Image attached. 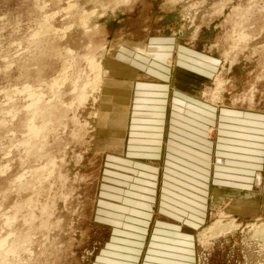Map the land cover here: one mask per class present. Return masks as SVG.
Segmentation results:
<instances>
[{
  "label": "rangeland",
  "instance_id": "obj_1",
  "mask_svg": "<svg viewBox=\"0 0 264 264\" xmlns=\"http://www.w3.org/2000/svg\"><path fill=\"white\" fill-rule=\"evenodd\" d=\"M260 225L264 0H0V264H264Z\"/></svg>",
  "mask_w": 264,
  "mask_h": 264
},
{
  "label": "crops",
  "instance_id": "obj_2",
  "mask_svg": "<svg viewBox=\"0 0 264 264\" xmlns=\"http://www.w3.org/2000/svg\"><path fill=\"white\" fill-rule=\"evenodd\" d=\"M138 52H140L141 53V51H138ZM149 53V51L147 50V46H146V49L145 50H143V53ZM158 51L157 50H154V51H152L151 50V53H149V56H155V55H158L159 53H157ZM146 53V54H147ZM148 55V54H147ZM148 59H150L149 57H148ZM152 59V58H151ZM170 74H172V63L171 62H169L168 64H167V70H166V75H167V78H168V76L170 75ZM217 140L219 141V138H217ZM217 157H219V151L217 152ZM218 159V158H217ZM220 159V161L218 162V161H215L214 162V164H215V166L216 167H218L219 166V164H221L222 163V159L221 158H219Z\"/></svg>",
  "mask_w": 264,
  "mask_h": 264
},
{
  "label": "bare ground",
  "instance_id": "obj_3",
  "mask_svg": "<svg viewBox=\"0 0 264 264\" xmlns=\"http://www.w3.org/2000/svg\"><path fill=\"white\" fill-rule=\"evenodd\" d=\"M221 227H224V226H221ZM254 233H255L254 236L259 237L263 240L264 239V227H263V225H260Z\"/></svg>",
  "mask_w": 264,
  "mask_h": 264
}]
</instances>
